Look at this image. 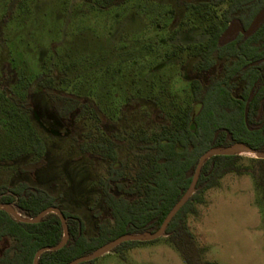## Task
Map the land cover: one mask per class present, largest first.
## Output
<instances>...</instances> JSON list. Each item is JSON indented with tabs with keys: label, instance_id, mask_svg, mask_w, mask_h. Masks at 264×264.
Masks as SVG:
<instances>
[{
	"label": "rangeland",
	"instance_id": "374dc122",
	"mask_svg": "<svg viewBox=\"0 0 264 264\" xmlns=\"http://www.w3.org/2000/svg\"><path fill=\"white\" fill-rule=\"evenodd\" d=\"M225 6L207 13L219 23ZM209 22L172 0H120L108 8L103 0H0V183L27 182L62 194V207L82 216L87 235H94L95 213L106 214L97 178L108 167L92 155L80 158L71 135L81 140L100 130L130 139L140 127L155 130L170 122L192 103L191 81L205 83L220 69L197 72L190 51L174 53L204 43ZM39 74L52 79L57 92L99 106L106 122L60 119L35 84ZM7 89L29 109H18ZM31 131L44 142L45 166L28 174L20 167L34 158ZM19 150L10 162L11 152ZM131 154L128 145L119 151L122 160ZM240 156L245 166L255 158L250 152ZM193 208L186 225L200 264H264V191L253 175H225ZM156 239L110 251L94 264H186L165 235Z\"/></svg>",
	"mask_w": 264,
	"mask_h": 264
},
{
	"label": "trees",
	"instance_id": "16d2710c",
	"mask_svg": "<svg viewBox=\"0 0 264 264\" xmlns=\"http://www.w3.org/2000/svg\"><path fill=\"white\" fill-rule=\"evenodd\" d=\"M117 1L120 0H103V8ZM172 1L175 7L210 20L206 27L209 38L204 43L179 46L174 53L190 51L195 57L192 67L197 72H212L217 65L219 71L205 83L192 80V103L158 129L140 127L130 139L117 134L108 136L100 130H89L81 140L71 135V147L80 158L92 155L108 167L106 176L97 178L106 214L95 213L98 222L94 235H87L82 216L62 207V194L52 195L27 182L0 183V204L9 205L19 215L34 218L46 208L57 207L65 216L69 233L66 245L57 251L41 253L38 264H67L122 235L155 233L188 189L200 156L212 148L244 143L254 151L264 152V21L250 36L237 33L222 37L232 22L247 29L264 9V0ZM224 4L217 23L207 10ZM35 84L45 91L60 119L88 117L98 125L106 122L99 106L78 94L57 92L53 80L45 74H39ZM5 93L18 109H29L23 99L15 98L12 90ZM30 138L34 158L20 167L21 172L28 174L45 166L44 142L35 131L30 132ZM124 145L132 153L128 160L119 157ZM22 152H11L10 162ZM241 159L240 155L207 159L193 195L168 224L164 235L180 251L186 264H200L186 216L194 212L193 203L200 201L204 190L214 187L227 174L250 173L264 191V159L252 158L250 166L242 165ZM115 192L125 195L117 196ZM64 236V226L55 213L50 212L31 224L0 209V264H33L39 249L57 245ZM143 242H124L112 251L128 250Z\"/></svg>",
	"mask_w": 264,
	"mask_h": 264
},
{
	"label": "water",
	"instance_id": "95a60500",
	"mask_svg": "<svg viewBox=\"0 0 264 264\" xmlns=\"http://www.w3.org/2000/svg\"><path fill=\"white\" fill-rule=\"evenodd\" d=\"M264 21V9L261 10L253 19V21L250 23L247 29L242 28L239 26L237 23L232 22L230 23L227 28L224 30L222 37L227 38V37H232L236 33H240L243 36H250L259 26L260 24ZM243 152H250L255 155V158L257 159H264V152H257L249 148L247 145L244 143H235L231 146L224 147V148H212L208 151H206L204 154H202L197 162V165L195 167V171L192 176L191 183L186 190V192L183 194V196L179 199V201L173 206V208L170 210L166 218L164 219L163 223L159 227V229L155 233H150V232H144L142 234H125L122 235L104 245L99 247L97 250H95L93 253L85 256H81L77 259H74L70 261L67 264H80L83 262H88L97 259L98 257L112 251L114 248H116L118 245L124 243V242H129V241H152L160 236H163L165 233V230L172 220V218L177 214V212L187 203V201L191 198L195 191V187L197 185L200 172L202 169L203 164L207 159L213 156H232V155H240ZM0 209L6 210L8 213L12 214L16 219H18L21 222L24 223H36L38 222L44 215L48 213H55L60 217V220L64 226L65 229V236L61 240L60 243H58L55 246H47L39 249L34 256L33 259V264H38V258L41 255V253L45 251H57L62 249L69 237L68 233V227L66 224V219L65 216L63 215L62 211L57 208V207H49L41 211L36 217L34 218H26L21 215H19L15 210H13L9 205L7 204H0Z\"/></svg>",
	"mask_w": 264,
	"mask_h": 264
},
{
	"label": "flooded vegetation",
	"instance_id": "af4514ba",
	"mask_svg": "<svg viewBox=\"0 0 264 264\" xmlns=\"http://www.w3.org/2000/svg\"><path fill=\"white\" fill-rule=\"evenodd\" d=\"M235 23H236V22H235ZM237 24H238V23H237ZM238 25H239V24H238ZM239 26H240V25H239ZM226 28H227V27H226ZM236 34H237V33H236ZM236 34H234V35H236ZM234 35H233V36H234ZM233 36H232V37H233Z\"/></svg>",
	"mask_w": 264,
	"mask_h": 264
}]
</instances>
